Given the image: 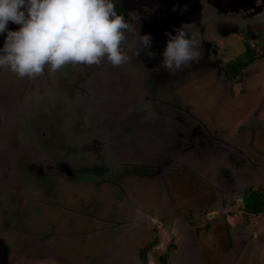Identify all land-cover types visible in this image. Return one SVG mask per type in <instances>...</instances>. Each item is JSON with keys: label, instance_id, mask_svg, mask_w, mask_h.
<instances>
[{"label": "flooded vegetation", "instance_id": "af4514ba", "mask_svg": "<svg viewBox=\"0 0 264 264\" xmlns=\"http://www.w3.org/2000/svg\"><path fill=\"white\" fill-rule=\"evenodd\" d=\"M153 1L114 0L118 14L130 23L135 22L137 14L139 34H150L152 37L151 47L141 51L137 57L135 37L129 35L123 45L129 56V61L123 64L124 68L123 65L114 67L106 60L92 66L68 64L57 72L46 69L42 75L32 79L18 78L7 69H0V234L4 236L0 238V264H95L97 245L91 235L99 236L104 227L110 233L114 223H121L125 231L122 237L134 243L133 248L127 245L121 250L119 248L122 256L126 254L121 258L125 263L225 264L224 261L233 255V263L264 264V84L254 79L258 65L264 67V17H243L240 20L231 16L218 17L205 9L203 13L210 22L185 25L186 30L195 34L201 43L199 63L170 75L160 65L167 42L164 41L167 36L163 35L168 31L174 33L167 30L162 0L159 4ZM8 27L15 31L19 25L9 23ZM4 38V34H0V48ZM225 40L234 46H241L242 53L225 59L222 56L227 44ZM243 55L246 57L243 58ZM140 58L148 59L154 65L148 72L132 75L143 79L154 97L180 112L196 130L216 142L231 146L244 158L235 175L243 183V188L220 191L197 178L188 168L179 167L160 178L150 179L152 182L147 179L156 183L150 188L152 192H157L156 196L149 193L147 198L138 193L143 198L141 201L128 197V205L133 204L135 209L131 211L132 218L117 222L110 218L114 222L110 223L96 217L99 215L98 201L91 204L92 214L80 209L77 205L79 200L71 196L74 191L86 193V187L96 186V183L74 179V172L66 162L56 168L51 166L58 149L53 155L46 145L47 135L39 141L33 140L31 134L25 133L23 123L31 114L29 105L37 94L45 95L48 100L51 95L49 107L57 105L58 115H62V106L66 104L65 114L68 117L63 119L71 118L80 110L79 90H94L101 69H109L108 74L126 72L125 67L132 70L134 66L135 69ZM207 76L211 85H206L202 93L210 94L208 106L211 111L204 114L200 109L203 100L199 97L202 96L199 93L192 96L194 87L191 84L202 82ZM179 89L187 91L193 101L196 98L198 104H188L187 94L175 92ZM94 98L97 103L102 101ZM35 100L33 107L40 105L46 109ZM218 117H224L225 123L217 124L215 120ZM59 119L58 116L54 118ZM214 163L209 171L216 169ZM180 184H184V189H180ZM27 185L35 195H27L24 191ZM35 185L45 194L43 199L37 196ZM62 186L70 195L69 205L67 201L60 200L59 193L64 191ZM258 195L263 204L260 211L255 212L251 207L258 206ZM22 196L26 197L24 202ZM250 197L253 200L249 202ZM21 201L24 206L20 211L25 216L22 222L18 214ZM48 206L54 210L52 215L60 210L66 215L70 212L71 217L67 215L66 219L69 222L76 220L73 225L75 231L68 223L63 234L61 230L54 234L51 228L41 227L28 214L50 217ZM43 207L45 212L41 211ZM55 207L61 209L55 211ZM10 208H16L13 209L16 216L11 215ZM37 211L41 214L37 215ZM71 232L84 243L73 248L69 244H60V239L70 237ZM164 239L167 242L162 249ZM228 246L233 254L226 253ZM149 257L151 260H148Z\"/></svg>", "mask_w": 264, "mask_h": 264}, {"label": "water", "instance_id": "95a60500", "mask_svg": "<svg viewBox=\"0 0 264 264\" xmlns=\"http://www.w3.org/2000/svg\"><path fill=\"white\" fill-rule=\"evenodd\" d=\"M153 3L159 4V0H154ZM161 6L164 9L165 24L168 26L167 30H173L174 34V30L180 28L182 25L206 22L203 11L208 8L219 16H231L240 20L243 17L256 19L264 17V0H162ZM174 8L175 11H173ZM163 36L166 37L165 34ZM167 39L168 37L164 41H167ZM144 64L147 72L154 65L148 59L144 60ZM122 75L123 79H125V84L128 86L130 82L133 83L135 80L132 74L127 76L126 73H123L121 77ZM89 91L79 90L78 100L81 98L79 100L81 102L80 110L71 116L77 121L81 119L85 122L86 118L97 114V110L101 111L105 117L116 115L121 118L124 115H128L127 110L133 105L140 103V101H136L137 92L132 89L122 90L118 97H115L114 92L109 91L108 98L107 96H102L105 94L103 91L100 95L101 100L110 99L111 101H101L102 103H97L94 100V94ZM125 96L126 100L123 101L122 105L119 104L120 97ZM35 97L33 98L34 102H32V105H29L31 114L24 119L23 128L25 133L31 134L33 137H43L45 134L50 136L53 132L51 130L47 131L49 125L48 119L53 116L47 117L46 109L51 108L55 111V117L58 116V118L63 119L67 116L65 114L67 106L63 104L62 115H58L57 105L56 107L55 105L49 107V103L52 100L51 95L49 100L43 94H37ZM151 98L150 101L156 105L153 113L158 114L161 119H167V126L170 127V129H166V132H170V134L167 135L164 141L157 145L154 144L152 147L143 145L138 150H134L131 147V149H128L129 145L127 143L119 142L115 148V154H111L108 145L103 144L102 126L96 125L94 134L97 137L96 140L99 141L98 147L95 148L93 153L86 152L81 154L84 158V162H82L83 160L79 162L82 165V170L80 174L75 172L74 179L87 180L97 185L106 183L108 187H113L118 182L127 181V176L130 179L131 177H136L137 179L142 177L160 178L158 175L162 176L168 171L173 170L175 166L183 165L189 169L192 167V172L194 171L208 185L220 191L243 188V183L239 182L235 177L236 170L244 162V158L240 153L232 149L231 146L229 148L228 145L210 139L200 130H196L181 114L175 110H169L163 105L159 106L158 100L154 96ZM35 99L42 103L46 109L40 105L33 107ZM131 99L134 100V103ZM168 119L173 120V123H170ZM144 122L149 125L155 124V122L148 120ZM115 130L117 131V128ZM143 133V128H139L137 131L139 140L147 144L149 140L144 138ZM131 152L135 154H130ZM190 160H192L194 166L187 164L188 162L190 163ZM213 162L216 164V169L209 171L208 168ZM62 163L64 162L62 161ZM69 168L71 172H74L73 168ZM206 169L208 171H205ZM113 229L117 231L123 228L121 223H114ZM111 245L119 247L115 241L111 242ZM105 249L99 252L95 264H127L122 261L121 256L112 253L110 256L113 257H110L108 254H105Z\"/></svg>", "mask_w": 264, "mask_h": 264}, {"label": "rangeland", "instance_id": "374dc122", "mask_svg": "<svg viewBox=\"0 0 264 264\" xmlns=\"http://www.w3.org/2000/svg\"><path fill=\"white\" fill-rule=\"evenodd\" d=\"M208 10H211V9L208 8ZM215 15L219 17V15H217V14H215ZM204 17L206 18L207 16L204 15ZM208 21L210 22V20L207 19L206 23ZM227 40H225V42H227ZM240 53H242L241 52V46H239V45L234 46V44L232 42L228 41L227 44L225 45V52L223 54L222 53H220V54H222V56L224 58L228 57V59H230L233 57V55H238ZM245 57H246V55H243V58H245ZM123 68H124V65H123ZM256 69H257V74H255L254 79L258 83L262 82L264 84V67L262 65L261 66L258 65V67ZM124 70L126 72L123 71V73H126L127 76H129V74H132V73H135V74L143 73L146 71L144 60H141V58H140L139 62L137 63V66L135 65V69H134V66H132V70L128 67H125ZM108 71H109V69L108 70L101 69V71H100L101 73L98 76V82H97L98 85H96L94 87V90L90 89L89 92L94 94V96L97 97L96 99L101 100L100 95H101V92H103V91L105 92V94H103L102 96L103 97L107 96V98H108V96H109L108 92L109 91L114 92L113 94L115 95V97H118L120 95V93L122 92V90L132 89L133 91L137 92L138 96L136 98L137 99L136 101H140V103H138L137 105H133L130 109L127 110L128 115H124L121 118H120V116H116V115H114V116L112 115L111 117H109V116L105 117L101 111L97 110V112H96L97 114L89 116L88 118H86L87 120H85V122H83L81 119H79L80 121H77L73 117H71L69 119L54 120V118H56L55 114H54L55 111H53L51 108L50 109L48 108L46 110L47 111L46 116L47 117L53 116V117L48 119L49 125L47 128V131L51 130L53 132V134H50V136L47 135L48 142L46 143V145L48 146V150H50L51 152L53 151V155H54V150L58 149V154H57V156L54 157V160L51 163V166H53L54 168L59 166L63 161L64 163L66 162L71 168L74 169V174H75V172L77 174H80V172L82 170V165L79 162H81V160L84 159L81 154L86 153V152L93 153L95 148L98 147V144H99V141L96 140L97 137L94 134V131L96 130L95 129L96 125L102 126V131H103V136H104L103 144L108 145V148H110L109 152L111 154H115V148L117 147V144L119 142L127 143L129 145L128 149L132 148L134 150H138L141 147H143V145H149L151 147L154 144L157 145L160 142L164 141V139L167 137V135L170 134V132H168V133L166 132V129H170V127L167 126V119H161L158 116V114L153 113L156 105L154 103H152L150 100L152 99L151 97L154 95H152V93L144 85V80L139 78L138 76L134 75L135 76L134 82L133 83L130 82V84L128 86L124 82L125 79H123L124 78L123 75L121 77V74H123V73H121L122 71H119L117 73H110V74L106 73ZM209 82H210V80H209V77L207 76V78H205V80L203 78L202 82H199V83L197 82V83L191 84L194 87V88H192V90H193L192 96H194V93L195 94L199 93L203 97V98L202 97H199V98H201L203 100V107H201L200 109H202V112L204 114H208L211 111V107L208 106V102H209L208 100H209L210 94L208 92H205V94L202 93L203 88L206 90V85H208V86L211 85L210 84L211 82L210 83ZM207 83H209V84H207ZM175 92L180 93L181 95L184 93L187 94L186 98L188 99L187 100L188 104H191L194 106H196L198 104L197 99L195 98V100L193 101V98L188 95L189 93H187V91L179 89L178 91H175ZM120 98L121 99H120V101H118V103L122 105L123 101L126 100V96L120 97ZM156 99L158 100V98H156ZM131 101L134 103V100L131 99ZM98 102H100V101H98ZM158 105L159 106L163 105L167 109L173 110L170 106L166 105L165 103H162L159 100H158ZM178 113L181 114L180 112H178ZM173 119H174V117H173ZM146 120H148L150 122H155V124H152V125L145 124L144 121H146ZM168 121L170 123H173V120L168 119ZM77 122H78V126H77ZM215 122H217V124L218 123H225V119H224V117H221V118L218 117V119H216ZM76 126H77V130H76ZM116 128H117V131L115 130ZM139 128H143V130H144L143 136H144V138L149 140V142L147 144H144L141 140H139V137L137 135V131ZM41 138H42L41 136H39V137L34 136L33 140L39 141ZM64 138H66V139H64ZM130 154H135V153L131 152ZM113 158H114V156H113ZM186 160H188V159H186ZM82 162H84V160ZM187 164L189 166H194L192 164V160H190V163L188 162ZM179 167H185V166H183V165L178 166V167L175 166L173 168V170L177 169ZM185 168H188V167H185ZM191 168L190 169L188 168V170L191 171ZM210 169H211V167L208 168V170H210ZM208 170L206 169L205 171H208ZM170 171H172V170H170ZM170 171H168V172H170ZM192 174L197 176V174H195L194 171ZM158 176L161 177V175H158ZM127 178H128L127 181L118 182V184L116 186L113 184L114 185L113 187H108L106 185V183H103L100 185L96 184V186L88 185V187H86V188H88V190L85 191L86 193L80 194V193H77L74 191L71 193V196L76 197L79 200L78 204H77L78 207H80V209L83 208L88 213H92V212H90L91 204H94L96 201H98L97 207H99V215L96 217H99L106 222L114 223V222H117L120 220H127L128 217L132 218L133 215H132L131 211L135 210V209H133V204H131L130 206L128 205V203H127L128 197L130 199H134V200L140 199V201H141V200H143L142 196H139L141 194L144 197L147 196V198L150 197L149 193H151V195L153 193L155 196L157 194V192H155V191L152 192V189H150L151 186H154L156 183L155 182L150 183V182L146 181L147 179L150 180V179H156V178H151V177L144 178V177H142V178L137 179L136 177H131V179H130L129 176H127ZM197 178H198V176H197ZM140 179H144V180H140ZM22 180H24V179H22ZM81 181H85L88 183L90 182L87 180H81ZM150 181L152 182V180H150ZM203 182H204V180H203ZM35 186L36 187H34V190H35L37 196L40 199H43L45 194L42 192V189L37 185H35ZM64 186H66V185L64 184ZM183 186H184V184H180V189L181 188L184 189ZM28 187H30V185H27L25 187V190H24L27 192V195H29V194H30V196L35 195L33 192L30 191V189ZM135 187L139 188V189L136 190ZM130 188H131V190H129ZM62 190H64V191L59 193L60 200L63 201L64 203H66V201L68 202L70 195H68V192L66 191L65 187L62 186ZM88 191H90V192H88ZM6 192H5V198L7 199ZM56 192H59V189H56ZM22 193H23V191H22ZM138 193H140V194L138 195ZM261 193H262V191H261ZM258 196H259V198L257 200L260 201L261 196L260 195H258ZM263 198H264V195H263ZM22 199L24 202V200H26V197L22 196ZM147 201H150V200L148 199ZM155 201H156V198H155ZM23 202L21 201V203L18 207L19 208V213H18L19 214V221H21V222H22L23 218H25L23 213L20 211L21 209H23V206H24ZM67 205H69V202L67 203ZM9 206L11 207V204ZM29 206H32V205H29ZM20 207H22V208H20ZM13 209H16V208H10V213H11V215L16 216L17 213ZM45 209L46 208L43 207V208H41V211L45 212ZM60 209L61 208H59V207L58 208L55 207V211H58ZM47 212H49V214L52 215L54 213V210H53V208H49V206H48ZM69 213L70 212H68L67 215H68V217H71V214H69ZM123 213H124V215H123ZM28 214L32 215L34 217V221L37 224L39 223V225L41 227L48 226V228H51L53 230L52 233H54V234L59 232L60 230L62 231V234H63V230L69 226L68 223H71V225H72L71 229H72V231L73 230L75 231V228L73 227V225L76 222V220L72 219L69 222V219L68 220L66 219L67 215L65 214V212L62 213L61 210L58 213H56L50 217H47L46 215H41V217H37L33 213H28ZM36 214L37 215L41 214V212L37 211ZM92 214H94V213H92ZM20 217H22V218L20 219ZM110 218H113L114 222H112L110 220ZM112 233H113V235H111ZM124 233H125V231L123 229L115 231V229H113V227L110 229V233H109L108 229L106 227H104V229L100 231L99 236H96L95 234L91 235L95 238L94 244L97 245V248H96L94 253L97 252L96 255H98L100 251H102V250H104V248H106L105 254L111 255L113 253L114 255L125 257L124 255H126V254H124L122 256L120 253V250L123 249L126 245H127V247L133 248L134 243H133V240L129 241V240L124 239L125 237H122L124 235ZM2 237H4V236L2 234H0V238H2ZM5 241L8 242V239L6 237H5ZM60 241H61L60 244H63V245L69 244L68 246L71 248L75 247V245L84 243V242H80V240L78 241V237L75 235H72V232H71L70 237L66 238L65 240L60 239ZM113 241L117 242L118 246L121 247L120 250L118 249L119 247L111 245V242H113ZM166 242H167L166 239L162 240V244H165L162 247V249L166 246ZM107 244H109V245H107ZM105 245H107V246H105ZM81 248H82V246H81ZM78 252H79V250H78ZM226 253H228V254L232 253L231 251H229V246H228V250L226 251ZM224 255H225V253H224ZM229 256H231V254ZM234 258L235 257L233 255L230 257V261H229L230 264H233L232 261ZM148 260H151V257H149ZM43 264H49V262L43 263ZM127 264H134V263L130 262ZM138 264H141L140 261H138Z\"/></svg>", "mask_w": 264, "mask_h": 264}, {"label": "clouds", "instance_id": "9594fccd", "mask_svg": "<svg viewBox=\"0 0 264 264\" xmlns=\"http://www.w3.org/2000/svg\"><path fill=\"white\" fill-rule=\"evenodd\" d=\"M9 23L19 25L9 30ZM138 16L130 23L116 11L114 0H0V69L18 78H35L47 69L57 72L68 64L114 67L129 61L124 43L135 37L136 56L151 47L150 34H139ZM168 37L160 67L170 75L199 63L201 43L186 26ZM149 56L153 53H148Z\"/></svg>", "mask_w": 264, "mask_h": 264}, {"label": "trees", "instance_id": "16d2710c", "mask_svg": "<svg viewBox=\"0 0 264 264\" xmlns=\"http://www.w3.org/2000/svg\"><path fill=\"white\" fill-rule=\"evenodd\" d=\"M252 200H253V199H252L251 197L248 199L249 202L252 201ZM262 204H263V201H262V199H261V200L259 201L258 206H257L256 208L253 209L251 206H249V207H251V210H252V211L258 212V211H260V208H261Z\"/></svg>", "mask_w": 264, "mask_h": 264}, {"label": "crops", "instance_id": "0c3cea01", "mask_svg": "<svg viewBox=\"0 0 264 264\" xmlns=\"http://www.w3.org/2000/svg\"><path fill=\"white\" fill-rule=\"evenodd\" d=\"M229 261H230V259H228V261H226V262L224 261V263H225V264H230V262H229ZM232 262H233V261H232ZM232 262H231V263H232ZM233 264H238V262H237V263H236V262H234ZM239 264H240V263H239ZM255 264H257V263H255Z\"/></svg>", "mask_w": 264, "mask_h": 264}]
</instances>
